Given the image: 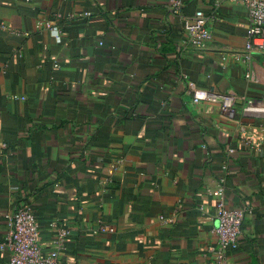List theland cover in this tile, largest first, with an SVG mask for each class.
<instances>
[{"label":"crops","instance_id":"obj_1","mask_svg":"<svg viewBox=\"0 0 264 264\" xmlns=\"http://www.w3.org/2000/svg\"><path fill=\"white\" fill-rule=\"evenodd\" d=\"M179 1L0 0V245L26 205L47 251L68 232L61 264H212L223 188L246 212L229 264H264V57L247 79L243 5Z\"/></svg>","mask_w":264,"mask_h":264},{"label":"built area","instance_id":"obj_2","mask_svg":"<svg viewBox=\"0 0 264 264\" xmlns=\"http://www.w3.org/2000/svg\"><path fill=\"white\" fill-rule=\"evenodd\" d=\"M229 2L243 5L248 10L249 29L247 31V42L244 51L236 56L244 57L248 67L247 79H252L253 66L256 56L264 57V0H228ZM183 3L179 0H170V8L175 14L181 13ZM92 14L87 12L85 17ZM70 19L73 16L69 17ZM212 16L203 11L196 12L193 16L185 18L184 34L185 44L197 50L206 48L213 39L210 28ZM53 31L60 39L61 30L54 28ZM102 45V43H100ZM191 106L196 107L201 103H218L226 109L229 107V98L207 91L196 85L191 87ZM264 99V95H263ZM233 152V151H231ZM225 172L228 167L223 168ZM224 182V179H222ZM218 197L216 206L217 225L212 230L216 238V245L212 249V264H229V253L240 246L241 228L246 212L242 209H231L225 204L223 188L213 192ZM163 222L167 221L161 218ZM9 232L0 245L1 251L9 254L8 259L2 264H61V254L64 243L68 236L67 231H61L51 242V250L47 251L41 242V228L39 222L30 206H20L8 216ZM113 233L115 229L111 226L102 227Z\"/></svg>","mask_w":264,"mask_h":264}]
</instances>
